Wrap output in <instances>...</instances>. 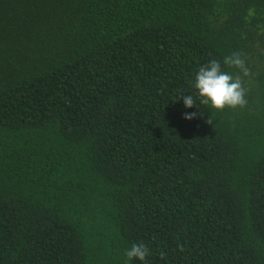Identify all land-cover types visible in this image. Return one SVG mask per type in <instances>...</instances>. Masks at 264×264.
I'll return each instance as SVG.
<instances>
[{
    "label": "trees",
    "instance_id": "1",
    "mask_svg": "<svg viewBox=\"0 0 264 264\" xmlns=\"http://www.w3.org/2000/svg\"><path fill=\"white\" fill-rule=\"evenodd\" d=\"M0 264H264V0H0Z\"/></svg>",
    "mask_w": 264,
    "mask_h": 264
},
{
    "label": "clouds",
    "instance_id": "2",
    "mask_svg": "<svg viewBox=\"0 0 264 264\" xmlns=\"http://www.w3.org/2000/svg\"><path fill=\"white\" fill-rule=\"evenodd\" d=\"M223 64L228 67L239 69L242 75L233 76L222 70L221 62L211 60L205 65L199 67L195 74L194 87L198 90L197 95L200 98V103L209 105L211 108L223 110L228 108L244 107L247 104L246 93L243 77L251 75L250 69L246 65L241 52L234 51L226 56ZM183 99L186 108H192L196 105V100L192 95L180 96ZM179 99H174L179 100ZM197 113H185V119H193ZM207 123H212V118H209ZM182 247V246H181ZM150 254L149 248L144 243H133L131 248L126 251V256L129 261L133 258H138L140 261H146V257ZM161 253V258L164 257Z\"/></svg>",
    "mask_w": 264,
    "mask_h": 264
}]
</instances>
